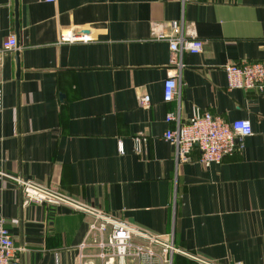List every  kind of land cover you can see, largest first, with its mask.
Instances as JSON below:
<instances>
[{
	"label": "crops",
	"instance_id": "0c3cea01",
	"mask_svg": "<svg viewBox=\"0 0 264 264\" xmlns=\"http://www.w3.org/2000/svg\"><path fill=\"white\" fill-rule=\"evenodd\" d=\"M172 20L205 43L183 54L182 122L195 109L252 122L220 164L204 166L198 147L177 163L164 138L177 101H164L163 84L178 67L157 35ZM67 31L91 40L62 42ZM13 34L19 48L0 52V217L25 248L20 264H80L92 217L24 205L17 178L157 235L175 212L176 264H264V92L229 89L223 68L264 58V0H0V47Z\"/></svg>",
	"mask_w": 264,
	"mask_h": 264
},
{
	"label": "built area",
	"instance_id": "2783aa9c",
	"mask_svg": "<svg viewBox=\"0 0 264 264\" xmlns=\"http://www.w3.org/2000/svg\"><path fill=\"white\" fill-rule=\"evenodd\" d=\"M54 2L55 0H47ZM171 32L159 33L158 39L166 40L170 47V64L178 67V72L170 73L163 84L164 101H177V110L167 114L166 120L175 121L176 126L164 133V138L174 145L176 162L186 161L194 147L200 149V162L204 166L220 164L225 156L232 154L241 147L245 137L253 133L252 122L246 118H236L227 122L220 115H213L210 111L195 109L186 122L181 120V82L180 71L184 66L185 51L198 54L204 49V40L184 26L182 20L169 22ZM62 42H89L90 35L64 32L60 38ZM16 35H10L2 43V50H17ZM229 89H256L264 92V58L258 61H241L224 65ZM151 96L146 94L140 98V104L148 107ZM4 104L3 90L0 88V109ZM143 136L133 137L134 149H143ZM122 151L123 145L121 143ZM24 196V205L30 202L61 204L67 203L75 209L85 211L92 217L86 238L77 246L80 264L84 258H96L97 264H176L175 256L180 252L175 243L174 225L175 212L172 216V230L165 234H153L140 229L128 222H124L112 214H108L97 207H89L75 203L63 194L54 192L32 180L17 178ZM176 201V189L173 203ZM18 247L5 225V219L0 217V264H20L18 252L24 251ZM185 264H215L212 261L195 259Z\"/></svg>",
	"mask_w": 264,
	"mask_h": 264
},
{
	"label": "water",
	"instance_id": "95a60500",
	"mask_svg": "<svg viewBox=\"0 0 264 264\" xmlns=\"http://www.w3.org/2000/svg\"><path fill=\"white\" fill-rule=\"evenodd\" d=\"M17 10H18V2H17V4H16V9H15V11H16V15H17ZM16 25H18V24H16ZM18 53H17V58H18Z\"/></svg>",
	"mask_w": 264,
	"mask_h": 264
}]
</instances>
